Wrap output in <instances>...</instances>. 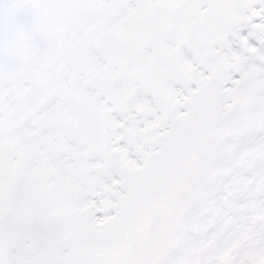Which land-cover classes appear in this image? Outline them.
Returning a JSON list of instances; mask_svg holds the SVG:
<instances>
[{
  "label": "snow or ice",
  "instance_id": "6c2138e0",
  "mask_svg": "<svg viewBox=\"0 0 264 264\" xmlns=\"http://www.w3.org/2000/svg\"><path fill=\"white\" fill-rule=\"evenodd\" d=\"M0 264H264V0H0Z\"/></svg>",
  "mask_w": 264,
  "mask_h": 264
}]
</instances>
